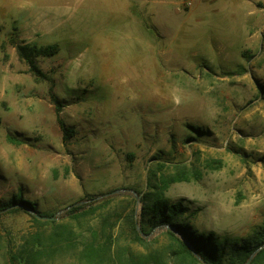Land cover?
Listing matches in <instances>:
<instances>
[{"label":"rangeland","instance_id":"rangeland-1","mask_svg":"<svg viewBox=\"0 0 264 264\" xmlns=\"http://www.w3.org/2000/svg\"><path fill=\"white\" fill-rule=\"evenodd\" d=\"M117 2L120 18L101 0H0V208L19 196L57 215L87 194H117L70 222L76 248L35 264H83L87 227L138 211L160 163L192 167L196 178L166 194L189 206L195 232L234 243L264 228V0ZM25 43L59 44L36 60L47 77L19 55ZM51 229L30 211L0 212V264H32L20 249ZM164 231L150 248L168 243ZM115 234L132 242L124 220Z\"/></svg>","mask_w":264,"mask_h":264},{"label":"trees","instance_id":"trees-1","mask_svg":"<svg viewBox=\"0 0 264 264\" xmlns=\"http://www.w3.org/2000/svg\"><path fill=\"white\" fill-rule=\"evenodd\" d=\"M59 44L52 43L44 46L35 44H17L19 55L30 64L31 70L37 76L47 75L37 66L36 60L40 56H51L59 51ZM58 111V121L67 134L69 129L60 116L61 101L52 95ZM13 142H18L10 137ZM159 170H153L150 177L149 189L145 192H137L140 196L141 207L138 211L132 207L125 217L119 215L112 221L111 216L102 215L100 225L96 228L88 226V238L83 241V246L78 252V258L83 264H104L114 261L116 264H246L255 252L250 264H264V228L257 229L253 235L243 238L241 242H223L219 236L212 233H197L192 230L186 218L189 206L183 201H173L166 191L172 184L182 181H192V167L187 164H177L174 171H165L166 164L160 163ZM130 194V193H129ZM117 197L113 192L87 194L83 198L65 207L58 219H44L36 213V204L22 197L16 196L10 202L2 205V211H30L36 225L51 224L52 229L48 236L44 232L37 231L27 245L20 249V258L26 262L35 264V261L43 253L54 254L59 249L76 248L79 231L70 222L83 224V220L95 215L101 206L112 203ZM135 202L137 199L134 197ZM102 212V211H101ZM62 220L61 221H59ZM70 219V221H63ZM124 220L131 235V243H117L119 237L115 234L118 221ZM157 228L165 229L164 234L169 241L166 245L150 248L154 241L147 237ZM83 235V234H82ZM144 245L148 249L135 252L131 244ZM36 246V250L31 247ZM17 256V255H16ZM16 256L13 255L15 258Z\"/></svg>","mask_w":264,"mask_h":264},{"label":"crops","instance_id":"crops-1","mask_svg":"<svg viewBox=\"0 0 264 264\" xmlns=\"http://www.w3.org/2000/svg\"><path fill=\"white\" fill-rule=\"evenodd\" d=\"M104 4L106 5H109L111 6V9H112V12H111V15L112 16H115L116 18H120V7H121V4L119 2H117V0H101ZM125 6V4H123ZM104 17H106L107 15H109L108 13H103ZM102 16V17H103ZM103 19V18H102ZM103 22V20H102Z\"/></svg>","mask_w":264,"mask_h":264},{"label":"water","instance_id":"water-1","mask_svg":"<svg viewBox=\"0 0 264 264\" xmlns=\"http://www.w3.org/2000/svg\"><path fill=\"white\" fill-rule=\"evenodd\" d=\"M138 199L140 200V196H138ZM61 212H62V211H61ZM61 212H58L57 215H54V216H44V215L39 214V213H36V212H35V214H36L38 217H40V218H44V219H58L59 216H60V214H61ZM254 254H255V252L251 255L250 259L248 260V262H247L246 264H250V262H251V260H252V258H253V256H254Z\"/></svg>","mask_w":264,"mask_h":264},{"label":"built area","instance_id":"built-area-1","mask_svg":"<svg viewBox=\"0 0 264 264\" xmlns=\"http://www.w3.org/2000/svg\"><path fill=\"white\" fill-rule=\"evenodd\" d=\"M195 0H183L182 6H191Z\"/></svg>","mask_w":264,"mask_h":264}]
</instances>
